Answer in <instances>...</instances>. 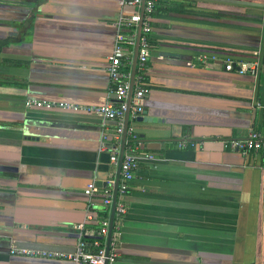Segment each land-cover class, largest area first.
<instances>
[{
  "label": "crops",
  "instance_id": "0c3cea01",
  "mask_svg": "<svg viewBox=\"0 0 264 264\" xmlns=\"http://www.w3.org/2000/svg\"><path fill=\"white\" fill-rule=\"evenodd\" d=\"M156 2L148 94L123 145L116 121L86 109L117 103L107 66L133 8L0 0V264H71L10 249L73 252L94 211L110 219L93 198L130 148L140 162L116 264H264V154L225 148L264 130V0Z\"/></svg>",
  "mask_w": 264,
  "mask_h": 264
},
{
  "label": "built area",
  "instance_id": "2783aa9c",
  "mask_svg": "<svg viewBox=\"0 0 264 264\" xmlns=\"http://www.w3.org/2000/svg\"><path fill=\"white\" fill-rule=\"evenodd\" d=\"M157 0H119L120 5L133 8L127 17H122L118 21V36L116 37L112 53L109 57L107 72L114 86V94L117 103L106 102L103 105L86 109L103 119L114 120L117 122V132H122V125L127 109L133 119L138 118L143 112V100L148 94V88L144 85V77L147 69V61L151 45L149 43L152 33V16ZM140 27L139 37L138 28ZM138 37L137 62L133 83V91L128 106V95L131 87L129 68L132 64ZM124 66L128 67L124 71ZM235 64L227 61L225 69L227 71L235 70ZM237 72L255 76L257 72L256 63H244L237 66ZM46 107L54 106L52 103L40 101H27L26 107ZM66 108L77 109L70 105H61ZM131 135V133L129 132ZM133 138V136H132ZM225 148L236 151L243 156H249L256 153L264 154V131L250 129L244 139H232L225 143ZM110 161L118 164L119 157L112 154ZM140 159L130 148L122 156L120 166V176L118 187L114 194L115 181L109 180V188L103 191L102 204L105 207H111L115 203L113 221L111 223L109 216L101 221L99 229L94 233V245L99 247L97 253L92 254L85 251V244L82 237L78 239L75 249L71 253L61 251L36 250L14 247L10 249V254L19 257L39 258L53 261H67L71 264H116L118 257L117 239L120 234L121 223L127 212L126 196L129 184L134 178V172L139 166ZM95 191L93 185H90L85 191L86 195L93 196ZM115 201V202H114ZM111 228V230H110ZM110 233V235H109Z\"/></svg>",
  "mask_w": 264,
  "mask_h": 264
},
{
  "label": "trees",
  "instance_id": "16d2710c",
  "mask_svg": "<svg viewBox=\"0 0 264 264\" xmlns=\"http://www.w3.org/2000/svg\"><path fill=\"white\" fill-rule=\"evenodd\" d=\"M158 10H159V8H157V2H156L155 8L153 11V15H154V13H157ZM149 43L151 46L153 45L154 41H153L152 37L150 38ZM127 70H128V67L124 66V71H127ZM263 126H264V115H263ZM131 182H130V184H131ZM130 184H129V187H130ZM93 199L98 200V201H102L103 197L97 196V197H94ZM93 216H94V219L92 221H90L87 225H85V229H84V233H83L85 237L82 238V241L85 244V251L92 253V254H95L98 252L99 247H96L94 245V242H95L94 233L96 230L99 229V227L101 225V221L107 216V212L105 209L104 210L103 209L97 210V211L93 212ZM92 231H93V234H91Z\"/></svg>",
  "mask_w": 264,
  "mask_h": 264
},
{
  "label": "water",
  "instance_id": "95a60500",
  "mask_svg": "<svg viewBox=\"0 0 264 264\" xmlns=\"http://www.w3.org/2000/svg\"><path fill=\"white\" fill-rule=\"evenodd\" d=\"M140 27H141V25H139V28H138V37H139ZM138 37H137V43H136V47H135V51H134V55H133L134 57H133V63H132L131 87H130V90H129L128 101H127L128 102V106L130 104V99H131L132 91H133V83H134V76H135V69H136V62H137ZM128 120H129V108L126 111L125 118H124L123 145H124V142H125V139H126V136H127L126 134H127V131H128V123H129ZM122 156H123V151H121V154L119 156L118 173H117L116 181H115V184H114V194H116L117 187H118V179H119V176H120V166H121V162H122ZM114 208H115V203H113V205H112L111 216H110L111 223L113 221ZM110 230H111V228H110ZM109 235H110V233H109Z\"/></svg>",
  "mask_w": 264,
  "mask_h": 264
}]
</instances>
